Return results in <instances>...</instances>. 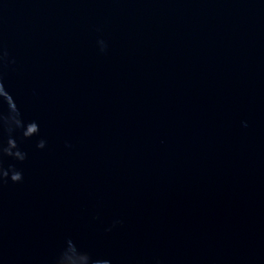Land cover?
<instances>
[{"label":"water","instance_id":"obj_1","mask_svg":"<svg viewBox=\"0 0 264 264\" xmlns=\"http://www.w3.org/2000/svg\"><path fill=\"white\" fill-rule=\"evenodd\" d=\"M0 264H264V0H0Z\"/></svg>","mask_w":264,"mask_h":264}]
</instances>
